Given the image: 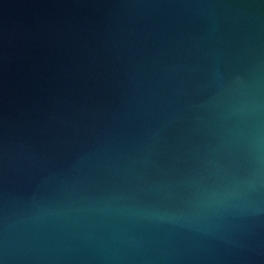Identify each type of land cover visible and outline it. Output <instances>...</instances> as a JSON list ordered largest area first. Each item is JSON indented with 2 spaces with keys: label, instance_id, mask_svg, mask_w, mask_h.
Wrapping results in <instances>:
<instances>
[{
  "label": "water",
  "instance_id": "water-1",
  "mask_svg": "<svg viewBox=\"0 0 264 264\" xmlns=\"http://www.w3.org/2000/svg\"><path fill=\"white\" fill-rule=\"evenodd\" d=\"M0 264H264V0H0Z\"/></svg>",
  "mask_w": 264,
  "mask_h": 264
}]
</instances>
